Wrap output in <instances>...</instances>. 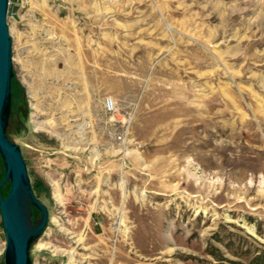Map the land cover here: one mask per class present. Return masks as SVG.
Returning <instances> with one entry per match:
<instances>
[{
  "label": "rangeland",
  "instance_id": "rangeland-1",
  "mask_svg": "<svg viewBox=\"0 0 264 264\" xmlns=\"http://www.w3.org/2000/svg\"><path fill=\"white\" fill-rule=\"evenodd\" d=\"M6 21V134L49 212L31 264H264V0H9Z\"/></svg>",
  "mask_w": 264,
  "mask_h": 264
},
{
  "label": "water",
  "instance_id": "water-1",
  "mask_svg": "<svg viewBox=\"0 0 264 264\" xmlns=\"http://www.w3.org/2000/svg\"><path fill=\"white\" fill-rule=\"evenodd\" d=\"M9 0H0V157L4 175L0 180V215L5 236L3 264H31V244L39 239L48 222L47 207L35 196L19 146L6 134L11 104V37L7 26ZM9 181L3 197L1 188ZM40 211L32 220V209Z\"/></svg>",
  "mask_w": 264,
  "mask_h": 264
},
{
  "label": "built area",
  "instance_id": "built-area-1",
  "mask_svg": "<svg viewBox=\"0 0 264 264\" xmlns=\"http://www.w3.org/2000/svg\"><path fill=\"white\" fill-rule=\"evenodd\" d=\"M103 106L105 108V110L112 114L113 118L116 120V118L114 117V112L116 111V102L115 100L111 97V96H107L104 98L103 100ZM114 120V121H115ZM125 131L127 130V126L124 128ZM124 130H122L119 134L116 135L117 139H121L123 136Z\"/></svg>",
  "mask_w": 264,
  "mask_h": 264
},
{
  "label": "trees",
  "instance_id": "trees-1",
  "mask_svg": "<svg viewBox=\"0 0 264 264\" xmlns=\"http://www.w3.org/2000/svg\"><path fill=\"white\" fill-rule=\"evenodd\" d=\"M2 177H3V175L0 174V180H1ZM8 191H9V184H8V186L1 188V194H2V196L4 197L8 193ZM35 210L37 211V209H35Z\"/></svg>",
  "mask_w": 264,
  "mask_h": 264
}]
</instances>
